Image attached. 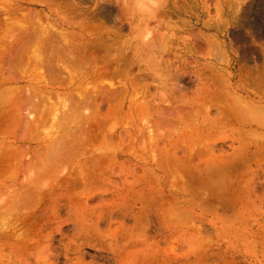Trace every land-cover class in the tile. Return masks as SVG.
Wrapping results in <instances>:
<instances>
[{"label":"rangeland","instance_id":"rangeland-1","mask_svg":"<svg viewBox=\"0 0 264 264\" xmlns=\"http://www.w3.org/2000/svg\"><path fill=\"white\" fill-rule=\"evenodd\" d=\"M165 2L158 14L160 16L150 22L152 26L158 20L160 23L157 24L161 30L163 29L162 31L166 30L164 25L167 24V26L175 25L173 28L177 27L175 29L177 48L173 45L174 47L170 48V53L168 52L165 57L173 58L172 51L182 53L180 52L183 51L182 47L184 48V45L187 44L195 50L200 60L204 57L202 62L211 61L218 67H223L221 70L217 69L219 74L221 72L228 74L227 72L230 70L231 73L235 72L233 67L226 66L227 61L231 60L233 54L236 53L235 48L243 43L241 42L243 37H237L240 34L230 33L234 24L226 23L232 19L233 13H235V18L239 13L240 17L242 16V12H234L235 9L232 7L234 0H175L176 5L188 6L187 9L193 13L191 17H188L187 13L183 15L174 11L175 6L169 0ZM127 3L128 0H113L112 4L117 12L116 15L127 26L117 31L105 23L104 28L111 32L108 40L131 38V34L134 33H130L128 27L130 24L134 27V23H140L138 19L129 17ZM262 4L264 5V0H253L251 8L247 11L252 20H254V15H256L255 17L260 15L261 9L264 10ZM79 5L88 6L90 2L84 3L79 0H0V41H2L0 42V103L2 102L0 104V221L8 222V228L0 227V264H264V137L261 138L264 135V122L262 119L255 118V113L259 112H255V108L258 109L260 106L261 108L259 107L258 110L261 109V112H264L262 109L264 101L261 106L258 102L259 96H253L255 94L251 96V99L257 100H253L251 103L255 101L258 104L257 107L256 103L255 105L252 103L253 105L250 107H254L251 111L255 112L254 114L252 112L254 117L251 115V120L257 119L256 121L259 120V122L262 120L260 122L262 126L258 125L259 127L250 131L248 125H244L243 121L240 123H243L242 125L228 123L226 126L222 123L225 125L222 129L214 128L215 125L212 128L211 124L214 122L207 117V120H203L206 129L205 127L203 130L201 129L202 133L198 129L196 132L195 123L200 125L203 119L200 112L197 116H192V114V117L188 118L191 121L187 120L186 124L180 120L182 125L181 123H170L172 125L170 126V124L167 125L168 123H163L162 126H156L153 118H150L153 115L148 117L150 121L146 120L143 114L141 116L140 112L134 111L133 105L127 106L128 103L125 105L124 112L126 118L122 115L121 117L117 116L106 123L105 127L103 125L99 127V130L102 128L100 131L103 134L97 128H93V121L89 119L90 117L86 119H89V122L87 121L89 127L82 129L80 126L86 122L84 119L86 117L78 115V113L83 105L76 111L78 113L73 114V108L76 107L70 100H67L70 103H66L69 108L73 107L72 111H68L67 106H61L62 103L56 102L57 97L56 100L46 98L47 101H42L41 98L44 97L42 94L47 97L51 92L53 95L55 92L56 94L65 92V89L59 85L60 82L56 83L64 75L61 74V71L59 74V70L55 69L57 67L52 68V70H58L57 74L55 73L56 78L55 75L53 76L55 82L54 85L53 82L47 83L46 80L52 74L49 73L51 68L49 72L45 70L49 68V62H47L48 67L41 69L47 65L45 60L43 58L36 60L38 55H46L45 51V54H39L41 49H48L50 53L53 51L51 54L54 55L57 53L54 51L58 47L55 46L56 49L53 50L54 46L48 44L50 48L52 47L51 50L47 44L40 40L50 42L52 37L49 35L58 36L59 44L57 45H60V39L64 41L61 29L64 26L62 21L66 17L65 15L68 17L74 15L72 20L71 17L70 19L66 18L68 22L85 20V17L79 14L76 9V7L79 8ZM74 12L75 14H73ZM240 17L238 18L240 19ZM11 19L15 23L20 19L22 24L18 22L20 25L16 26ZM185 19L186 21H184ZM23 20L26 21V23L24 21L25 25L29 24V27L26 25L25 28ZM202 20L205 22L208 20L206 22L208 24L220 22L223 25L226 23V26L219 32L213 27L202 26ZM257 21L258 19L254 24L249 20L241 19L238 22V28L240 27L239 29L242 31L240 33L244 35L243 33L248 31L250 25L255 29L259 22ZM7 22L8 24H6ZM88 22L91 24L89 31L95 37L100 29L99 20L88 19ZM36 24L40 26L36 27ZM31 26L33 27L31 28ZM6 27L7 29L4 30ZM241 28H245L244 31ZM45 29L48 33L51 29L56 36L52 32L46 33ZM30 30L35 33L32 34ZM37 31L41 32L38 34ZM33 35L36 39H33ZM252 37L256 43L261 41L264 43L263 36L257 38L253 35ZM31 39H33L32 43ZM207 39L212 40L210 45L208 44L209 46L205 41ZM131 40L133 41V39ZM52 41L51 44L54 43ZM26 42L27 45H25ZM213 42L215 45L212 44ZM32 45H35L34 48L32 47L33 50L30 47ZM6 46H8L7 50H5ZM26 47L29 49L27 53ZM19 48L20 51L21 48L25 51L18 53ZM14 50L21 58L17 57ZM48 50H46L47 53ZM16 58L19 59V62ZM42 60L44 65H41ZM56 61L55 63L60 64V61ZM15 62H17L16 65ZM257 63L261 64L260 59ZM11 64L14 68L11 67ZM38 65L39 67H36ZM137 71L134 69L131 74ZM206 72V74L209 73ZM215 72L217 71L214 70L212 73ZM42 73L44 74L42 75ZM224 73L223 77H226ZM15 75L17 76L15 77ZM20 75L23 76L20 77ZM31 75L37 81L31 80V78L33 79ZM44 77L47 79L45 78V80ZM118 78L107 79L105 82L111 80L118 83L117 80H120ZM63 81L62 85H64ZM246 82L248 83L249 80ZM43 83H46L47 86ZM50 84L53 85L52 88H50ZM179 84L181 85V83ZM18 86L19 88H16ZM252 86L250 88L255 90V85ZM182 88V91L178 92L184 93L185 91L189 96L194 89L193 86ZM30 91H33V94ZM15 92H18V97ZM244 95L246 94H242V96ZM39 97L40 102L38 101ZM25 98L29 99L30 103ZM53 98L55 96H52ZM35 99L39 102V107ZM55 102L56 104H53ZM32 103H36V105L34 106ZM43 103H48V105L43 106ZM200 103L202 102L200 101ZM200 103L198 101L197 104ZM51 104L55 106L59 104L58 106L63 107V112L58 106L50 108ZM245 106L249 105L243 104L241 108H247ZM87 107L89 109V106ZM40 109L41 111H37ZM64 109L67 113L64 112ZM82 109L84 110V108ZM90 109L93 110V107ZM53 110H57L60 115L62 112L61 119L57 118L60 117L58 112ZM246 110L244 111L246 112ZM35 111L37 112L35 113ZM247 113L251 114L248 110ZM56 114L58 115L56 116ZM261 114V117L264 116ZM51 116H56L55 118L59 120L54 117L51 119ZM209 116H213V112ZM63 117H65L64 120ZM81 117H83L84 123H79L80 119L83 120ZM70 118L74 121H70L72 120ZM248 118L244 119L251 121ZM66 119L69 120V123H66ZM25 121L27 122L23 123ZM143 121L144 123H142ZM231 121L235 122L233 119ZM61 122H65V126L70 125L62 128ZM87 122L85 124L88 125ZM153 123L154 126H152ZM253 124L257 123L253 122ZM199 125L196 126L199 127ZM55 126L58 127L57 130ZM155 126L157 129L153 128ZM228 126L233 127L228 130ZM235 127L239 130L236 128L237 130L232 131ZM75 128L79 129L78 132H76L77 129L74 130ZM46 129L49 133L46 132ZM22 130L26 132V135ZM81 130L89 132V134L86 133V136L89 137L88 143L86 142L88 138L84 139L85 134H81ZM71 132H74L75 135L77 133L78 137L82 136L85 144L83 140L81 143L80 138L78 141L77 135H71L73 139L71 140L68 135L72 134ZM60 133L65 134L63 138L67 137L68 141L70 139L72 143L65 138L64 140L67 142L60 139ZM56 134L58 137H55ZM185 134L188 136H184ZM51 138L52 140H49ZM61 141L69 143V146ZM72 144L77 145L72 148ZM81 147L83 148L81 149ZM77 148H80L81 151ZM69 153L76 158L70 156ZM53 164L54 166H52Z\"/></svg>","mask_w":264,"mask_h":264},{"label":"bare ground","instance_id":"bare-ground-1","mask_svg":"<svg viewBox=\"0 0 264 264\" xmlns=\"http://www.w3.org/2000/svg\"><path fill=\"white\" fill-rule=\"evenodd\" d=\"M79 1H82L84 3H87V2H90V5L88 6H80L79 5V8L76 7L77 11H79V14H81L82 16L85 17V20H81L82 22H68V20H66V18L70 19L71 17V20L73 18L74 15L72 16H67L65 15V13L63 12V14L66 16L63 18V21H62V25L64 24V28L62 27V39L64 41H62L60 39V45H57L59 44L58 42V36L54 35L52 30L50 29V32H52V34L54 36L57 37H53L52 35H49L52 37L54 43L55 41H57L55 44L54 43H50L52 41L51 37V41L49 39L50 42H46V41H42L40 40V42H44L45 44H49V45H53V50L56 47L57 50L54 51V52H57L54 54H51L50 53V50L48 49H39L40 53H46V55H43L41 54V56L38 55L37 59H44L45 61V64H47V62H49V65L47 64L46 66L44 67H41V69L43 68H46L49 66L48 69H45L49 72L50 68H51V72L49 73H52L49 75V78L47 79L46 77H44V79L47 81V83H50V82H53V85H54V82L53 81V78L55 77L56 78V74H57V71L59 72L60 74V71L62 72L61 74L64 75V77L59 78L56 83L58 84L59 82L61 83L63 81V78H64V81H63V84L62 83L59 85L62 86V88L65 89V92H63V94L59 93V94H55L53 95L52 92L49 93V96L47 95V97L45 96V94H42V96L44 95V97H42V101H47L46 98H49L51 100H56V97H57V100L56 102H60L62 104H60L61 106L64 105L63 107H66L67 106V100H70L71 102H73L75 105L74 107H76L75 109L73 107L70 106V108L67 106L68 111H72L71 108H73V111L72 113L75 114V113H78L76 111H78V109L81 108V106L83 105L82 108H84V110L81 108V111L78 113V115H82L83 117H86L84 118L85 120L90 117L89 119H92L93 123V128H97L98 131L99 130V127H105L104 125L108 122H110V120H113L115 119L117 116H120L122 115V117L125 116V105L126 103L127 106L129 105H133V109L135 112H140L141 116L144 115V117H146V120L148 119V117L151 115H153V117H150V118H153V121H155L154 123L156 124V126H160L161 124H167L169 125L170 123H181L180 120H183L186 124V121L189 120L191 121L190 119H188L192 114V116H197V114L200 112L201 113V117L203 118L201 120V124H196L195 123V127H196V132L197 129L198 130H203L204 127H205V124H203V120H205L207 117L210 118L214 123L211 124L212 128H223L225 125L227 126L228 123H237L239 125H242L244 123V125L246 124V126L248 125L249 127V131L250 130H253V129H256L257 127H259L258 125L262 126L260 123L262 120L264 122V116H260V113H262L264 115V112H261L262 110H258L259 107H258V104L256 99H251V96L253 94V96H256L259 98L258 102H259V105H261L264 101V43L260 42V43H256L255 40L253 39V35L254 37H264V10L261 9L260 11V15L255 17L256 15L253 14L252 12V15H254V20H252L249 15L250 13H248L247 11L249 10V8H251V4L253 3V0H234V4L232 5V7L235 9L234 12H242V16L240 17V13L237 15V17L235 18V13L234 16L232 14V19H230L229 21H226L227 24H234V27L231 28V34L233 35H237V34H240L239 36L237 37H243L242 41L243 43H241L240 46H238L237 48H235V51L236 53L233 54L232 56V59L228 60L227 61V67H233L234 68V71L233 73H231V70L230 72H227L228 74L224 73V72H221V74H219V71L218 70H221L222 68L218 67L216 63H212L211 61L210 62H202L203 58L200 60V57L195 53V50L191 49L190 45H184V48L182 47L183 51H180L182 53H179L178 52H174L172 51L173 53V58L172 57H165L166 54H168L169 51H171V47H174L173 45H175V41H176V31L175 28H173V26L175 25H172L171 26H167V25H164L166 30L162 31L159 27V24L157 23H160L158 22V20H156L157 22L152 26L150 25V22H149V27H148V30L146 31H137V28H136V25L138 23H134V27L130 26L128 27L129 28V31L130 33H134L133 35L131 34V38H125L123 40H108V37H110L111 35V32H108L110 30L108 29H105L104 25L105 23H108L111 27H114L113 29L114 30H121L123 28H125L127 25L125 24V22H123L122 20H117L116 17H117V12L115 10V8L113 7V0H79ZM165 2V1H164ZM163 2V3H164ZM168 2V0L166 1ZM165 2V3H166ZM169 2H171L172 5L175 6V10L176 12H178L179 14H183L185 15V13L188 14V17H191V15L193 14L191 12V10L187 9L188 6L187 5H176V2L175 0H169ZM261 2V1H260ZM184 3H187V2H184ZM81 4V3H80ZM165 5V4H164ZM167 5V4H166ZM254 7L256 6L253 5ZM260 6V5H259ZM264 5L262 4V7ZM163 8V7H162ZM253 8V7H252ZM75 9V10H76ZM232 9V8H231ZM74 10V11H75ZM253 10H256V9H253ZM259 10V9H257ZM161 11V10H160ZM208 11V10H206ZM165 12V11H164ZM175 12V13H176ZM200 13V12H199ZM262 13V14H261ZM8 14V13H7ZM29 14V13H28ZM75 14V12L73 13ZM198 14V12H197ZM6 15V14H5ZM206 15V14H205ZM14 16V15H13ZM12 16V17H13ZM18 16V15H16ZM15 16V17H16ZM32 16V15H31ZM160 16V15H158ZM157 16V17H158ZM162 16V14H161ZM9 17V16H8ZM11 17V16H10ZM20 17V16H18ZM33 17V16H32ZM240 17V19L238 18ZM243 17V18H242ZM24 18V17H23ZM28 18V17H27ZM31 18V17H30ZM35 18V17H34ZM33 18V19H34ZM62 18V17H61ZM180 18V17H179ZM238 18V19H237ZM21 19V18H20ZM19 19V20H20ZM88 19L91 20V19H97L99 20V23L98 25L100 26V29L98 31V34H96L95 37H93L91 35V32L89 31V27H90V23L88 22ZM157 19V18H156ZM200 19V18H199ZM241 19H244L245 21H250V22H256V20L258 19V23L257 25L255 26V29L252 27V25H250V28L248 26L247 29L248 31H246L245 33H243L244 35H242V32L239 28H238V25L240 22ZM248 19V20H247ZM18 20V19H17ZM16 20V21H17ZM17 21L15 23V21H13V19H11V21H13L15 23L16 26H19L20 23L18 24V22H21L22 24V21ZM188 20V19H187ZM226 20V19H225ZM24 21L23 20V24H24ZM67 21V23H66ZM138 21V20H137ZM186 21V19L184 20ZM203 22H201V25L202 26H207V27H213L215 30H222V28H224L226 26V23H223L220 24V22H217V23H206L208 20H202ZM32 22V20H31ZM189 22V21H188ZM26 23V21H25ZM167 23V22H166ZM169 23V22H168ZM5 24V23H4ZM8 24V22L6 23ZM12 24V23H10ZM18 24V25H17ZM35 24V23H34ZM48 24V23H47ZM50 24V23H49ZM184 24V23H183ZM249 24V23H248ZM255 24V23H254ZM25 25V24H24ZM28 25L29 27V24H26ZM26 25H25V28H26ZM33 25V24H32ZM103 27H102V26ZM129 25V24H128ZM170 25V23H169ZM243 25V24H241ZM39 27L40 25H37L36 24V27ZM44 26V25H43ZM51 26V25H50ZM8 27V26H7ZM4 28L5 29H7ZM10 27H12L10 25ZM15 26H13L14 28ZM22 27V26H21ZM33 26H31L32 28ZM42 27V26H41ZM40 27V28H41ZM44 27H49V26H44ZM17 27H15L16 29ZM23 29H25L24 27H22ZM30 28V29H31ZM43 28V27H42ZM164 28V29H165ZM180 28V27H179ZM246 28V27H245ZM243 28V29H245ZM14 29V30H15ZM20 29V28H19ZM34 29V28H33ZM32 29V30H33ZM160 29V30H159ZM242 29V28H241ZM242 29V30H243ZM2 30V29H1ZM3 30V31H4ZM18 30V28H17ZM44 30V29H43ZM49 30V29H47ZM230 30V29H228ZM31 31V30H30ZM29 31V33H30ZM46 31V29H45ZM244 31V30H243ZM6 32V31H5ZM18 33V31H16ZM15 32V33H16ZM33 31H31L32 33ZM38 32V31H37ZM41 31L38 32V34L40 33ZM50 32L48 33V31H46V33L50 34ZM220 32V31H219ZM7 33V32H6ZM13 34V32H11ZM10 33V35H12ZM17 33L15 35H17ZM20 34L22 33L19 32ZM28 33V34H29ZM30 33V35H31ZM35 33V32H34ZM32 33V34H34ZM45 34V32H43ZM37 34V33H36ZM38 34L36 35L37 38H38ZM43 34V35H44ZM201 34V33H200ZM252 34V35H251ZM19 35V34H18ZM29 35V37H30ZM60 35H61V32H60ZM250 35V36H249ZM7 36V35H5ZM34 38L33 39H36L35 38V35H33ZM201 36V35H199ZM14 37V35H13ZM28 37V35H27ZM32 37V36H31ZM40 37H42L40 35ZM45 37V36H44ZM43 37V38H44ZM47 37V35H46ZM67 37V38H66ZM117 37L119 38V36L117 35ZM203 37V36H202ZM201 37V38H202ZM205 37V36H204ZM235 38H237L236 36H234ZM241 37V38H242ZM249 37V39L247 40V38ZM9 37H7L8 39ZM12 38V37H11ZM206 38V37H205ZM30 39V38H29ZM31 39V43H32V40ZM40 39V38H39ZM42 39V38H41ZM48 39V38H47ZM133 39V41L131 40ZM197 39V38H196ZM199 39V38H198ZM9 40V39H8ZM14 40V39H13ZM25 40V39H24ZM28 40V39H27ZM26 40V41H27ZM203 40V39H202ZM201 40V41H202ZM209 39L205 40L206 43H207V46H209L212 42V40L208 41ZM37 41V40H36ZM52 41V42H53ZM199 41V40H197ZM204 41V40H203ZM214 41V40H213ZM259 42V40H256ZM264 41V40H263ZM2 42V41H0ZM28 42V41H27ZM27 42L25 45H27ZM34 42V41H33ZM39 42V44H41ZM183 42V40H182ZM217 42V41H216ZM5 43V42H4ZM23 43V41H22ZM21 43V44H22ZM30 43V42H29ZM28 43V44H29ZM30 43V44H31ZM38 43V41L36 42ZM43 43L44 46L47 47V45H45ZM184 43V42H183ZM205 43V44H206ZM34 44V43H33ZM209 44V45H208ZM213 45H215V43L213 42L212 43ZM211 44V45H212ZM4 45V44H3ZM20 45V44H19ZM36 45V44H35ZM35 45L33 46H30L31 47V50L32 47L34 48ZM48 45V46H49ZM178 45V44H177ZM177 45H175V47L177 48ZM182 45V46H183ZM38 46V44H37ZM36 46V48H37ZM42 46V45H41ZM218 46H220V44H218ZM23 47V46H22ZM29 47V46H28ZM28 47H26L25 50L26 53L29 51ZM52 47L50 48V46L48 47L49 49L52 50ZM181 47V46H180ZM203 47V46H201ZM1 48V47H0ZM16 48V47H15ZM44 48V47H43ZM8 49V46H6V49ZM24 49V48H23ZM56 49V48H55ZM173 49V48H172ZM181 49V48H180ZM17 50V49H16ZM25 50H22L21 48V51H25ZM48 50L49 52L47 53ZM176 50V49H175ZM15 51V50H14ZM20 51V48H19V52ZM16 52V51H15ZM8 53V52H7ZM14 53V52H13ZM17 53V52H16ZM18 53H17V57H18ZM32 53V52H31ZM44 53V54H45ZM50 53V54H49ZM170 53V52H169ZM175 53V54H174ZM196 55H195V54ZM15 54V53H14ZM16 55V54H15ZM24 55V54H23ZM20 56V55H19ZM35 56H36V50H35ZM15 58V57H14ZM18 58H21L18 57ZM56 59L58 61H60V64L58 63H55L57 62L56 60L54 61L53 59ZM218 59H220V57H217ZM216 58V59H217ZM23 59V58H22ZM30 59V58H29ZM35 59V58H34ZM260 59V63L261 64H258L257 61ZM6 60V59H4ZM8 60V59H7ZM16 60H18L19 62V59L16 58ZM15 61V60H14ZM40 61V60H39ZM38 61V62H39ZM54 61V62H53ZM220 61V60H219ZM226 61V60H225ZM34 64H35V61H33ZM37 62V64H38ZM41 62V61H40ZM17 62H15V65H16ZM209 63V64H208ZM251 63V64H250ZM2 64V63H1ZM14 64V63H13ZM36 64V65H37ZM43 64V60H42V63L41 65ZM14 65V66H15ZM44 65V64H43ZM220 66V65H219ZM11 67H13V65L11 64ZM36 67H39L36 66ZM57 67V68H55ZM14 68V67H13ZM52 68H55V69H58V70H55ZM1 69V67H0ZM134 69L138 70L137 72H135L134 74H131L132 71H134ZM218 69V70H217ZM23 70V68H22ZM33 70V69H32ZM65 71V74H64V71ZM214 70H216L217 72L215 73H212ZM224 70V69H223ZM34 71V70H33ZM41 71V70H40ZM53 71V72H52ZM208 71L209 73L206 74ZM227 71V70H226ZM10 72V71H9ZM12 72V71H11ZM25 72V71H24ZM23 72V73H24ZM37 72H39L37 70ZM44 72V70H43ZM22 73V72H21ZM35 73V72H34ZM56 73V74H55ZM223 73L224 75H226V77L224 76L223 77ZM28 74V73H27ZM44 73H42L43 75ZM45 74H48L47 72H45ZM14 75V74H13ZM24 75V74H23ZM22 75V76H23ZM52 75V76H51ZM55 75V76H54ZM17 75H15L16 77ZM20 75V77H22ZM36 76V75H35ZM46 76V75H45ZM54 76V77H53ZM58 76V75H57ZM60 76V75H59ZM10 77V76H9ZM31 77H33L31 75ZM38 77V76H37ZM36 77V78H37ZM43 77V76H42ZM48 77V76H47ZM115 77H119L118 79L120 80H117L118 83H115L111 80H108L109 82H105L107 79H113ZM7 78V76H6ZM40 78V77H39ZM54 78V79H55ZM12 79V78H11ZM35 78L33 77V79L31 78V80H34ZM38 79V78H37ZM3 80V79H1ZM15 80V79H14ZM30 80V79H29ZM36 80V79H35ZM42 80V79H41ZM249 82L247 83L246 81ZM4 81V80H3ZM9 81V79H8ZM16 81V80H15ZM37 81V80H36ZM35 81V82H36ZM181 83V85L179 84ZM3 84V83H2ZM37 84V83H36ZM47 86L46 83H43ZM42 84V85H43ZM52 84V83H51ZM50 84V85H51ZM41 85V84H39ZM49 85V84H48ZM50 88H52V86ZM179 85H180V90L183 89L182 87H186V86H193V90L191 91L192 94H187V92L184 91V93H180L178 91L179 90ZM253 85V86H252ZM256 87L255 90L251 89L250 87ZM64 86V87H63ZM4 87V86H3ZM8 87V86H7ZM57 87V86H56ZM16 88H19L16 87ZM49 88V89H50ZM9 89V88H7ZM11 89V88H10ZM25 89H26V86H25ZM24 89V90H25ZM38 89V87H37ZM60 89V88H59ZM153 89V91H151ZM28 90V89H27ZM40 90V89H38ZM6 91V90H5ZM26 91V90H25ZM182 91V90H181ZM31 92V91H30ZM33 92V91H32ZM31 92V93H32ZM46 92V91H44ZM50 92V91H48ZM61 92V91H60ZM190 92V91H188ZM240 92V93H239ZM2 93V92H1ZM10 93V92H9ZM17 97H18V92H15ZM24 93V91H23ZM37 93V92H36ZM47 93V92H46ZM54 93V91H53ZM237 93H238V96H237ZM4 94V93H3ZM33 94V93H32ZM61 94V95H60ZM242 94H246L244 96H242ZM26 95V94H25ZM241 95V96H239ZM12 96V95H11ZM14 96V95H13ZM30 97V95H28ZM33 96V95H32ZM38 96V94H37ZM52 96H55V98L52 99ZM16 97V96H15ZM14 97V98H15ZM16 97V98H17ZM27 97V96H26ZM28 97V98H29ZM36 97V96H35ZM59 97V98H58ZM4 98V97H3ZM11 98V97H10ZM13 98V97H12ZM38 98V97H36ZM45 98V99H43ZM5 99V98H4ZM18 99V98H17ZM16 99V101H18ZM26 99V98H25ZM31 99V98H30ZM59 99V101H58ZM26 100H29V99H26ZM32 100H33V97H32ZM36 100V99H35ZM255 100L254 102V105L255 103L258 107V109L255 108V112L259 113V115H256L257 113H255L254 111H251V109L253 110V108H250L253 104L251 103V101ZM9 101V100H8ZM34 101V100H33ZM40 102V97H39V100ZM41 101V102H42ZM199 101L202 102L200 104H197ZM242 101V102H240ZM14 102V101H13ZM27 102V101H26ZM37 102V100H36ZM37 102V106L39 105ZM50 102V101H49ZM48 102V103H49ZM53 102V101H52ZM53 103V104H56ZM67 102V103H66ZM245 102V103H244ZM17 103V102H16ZM29 103H30V100H29ZM48 103H43V106H47ZM51 103V102H50ZM49 103V104H50ZM70 103V102H69ZM248 104L249 106H245L248 110V112H251L250 113H247V110L246 112L244 111L245 109L241 108V106L243 104ZM2 104V102L0 103ZM8 104V103H7ZM34 103H32L33 105ZM42 104V103H41ZM47 104V105H46ZM51 104L50 108L53 107L55 105ZM242 104V105H241ZM36 105V103L34 104V106ZM53 105V106H52ZM59 105V104H58ZM57 105V106H58ZM69 105V104H68ZM71 105V104H70ZM89 106V109L87 106ZM241 105V106H240ZM264 105V104H263ZM261 105V106H263ZM2 106V105H1ZM12 106V105H10ZM28 106V105H27ZM30 106V105H29ZM36 106V107H37ZM57 106H55L57 108ZM61 106H58L61 108ZM73 106V105H72ZM93 107V110H91L90 108ZM135 106V107H134ZM5 107V106H4ZM13 107V106H12ZM39 107V106H38ZM37 107V108H38ZM62 107V108H63ZM250 109H249V108ZM6 108V107H5ZM17 108V107H16ZM29 108V107H27ZM61 108V109H62ZM261 108V107H260ZM1 109V107H0ZM3 109V108H2ZM10 109V108H9ZM13 109V108H12ZM20 109V108H18ZM35 109V107H34ZM39 109V108H38ZM42 109V108H41ZM40 110H37V111H41ZM43 109H46V108H43ZM59 109V108H58ZM263 111H264V106H263ZM4 110V109H3ZM1 110V111H3ZM11 110V109H10ZM36 110V109H35ZM55 110V109H54ZM53 110V111H54ZM75 110V112H74ZM83 110V111H82ZM87 110V111H86ZM89 110V112H88ZM250 110V111H249ZM6 111H9V110H6ZM14 111V110H13ZM20 111V110H19ZM25 111V110H24ZM35 111V113L37 112ZM51 111V109H50ZM52 111V112H53ZM63 112V109L61 110ZM60 111V112H61ZM202 111V112H201ZM49 112V111H48ZM54 112H58L57 110L54 111ZM62 112H61V115H62ZM64 112H65V109H64ZM213 112V116H209L211 113ZM255 113V118H258L259 120L262 119L260 122L259 120L256 121L255 119H253V121L251 120L252 117H254V115L252 114ZM5 113V111H4ZM10 113V112H8ZM19 113V112H18ZM41 113V112H40ZM43 113V112H42ZM67 113V112H65ZM204 113V114H203ZM3 114V113H2ZM59 114V112H58ZM56 114V116L58 115ZM143 114V115H142ZM188 114V116H187ZM247 114V115H246ZM261 114V115H262ZM11 115V114H10ZM15 115V114H13ZM35 115V114H34ZM48 115V114H47ZM52 115V114H51ZM61 115L59 114L60 117H57V118H60L61 119ZM66 115V114H65ZM64 115V116H65ZM155 115V117H154ZM251 115H253L251 117ZM12 116V115H11ZM9 116V117H11ZM43 117V115H41ZM56 116H53L54 118ZM139 116V115H138ZM139 116V117H141ZM183 116H184V119H183ZM191 116V117H192ZM4 117V116H3ZM18 117V116H16ZM15 117V118H16ZM52 116H51V119H54ZM79 117V116H78ZM83 117H81L83 119ZM248 117H251L250 119ZM261 117V118H260ZM6 118V117H5ZM4 118V119H5ZM14 118V117H13ZM14 118V119H15ZM27 118V117H26ZM40 118V117H39ZM68 118H69V115H68ZM73 118V117H72ZM70 118V119H72ZM80 118V117H79ZM78 118V119H79ZM126 118V116H125ZM186 118V120H185ZM243 118V119H242ZM244 118H248L249 120L251 121H248ZM3 119V118H2ZM11 119V118H10ZM17 119V118H16ZM18 119L20 120V118L18 117ZM44 119V118H43ZM56 119V118H55ZM65 119V117H63V120ZM84 119L81 121L80 119V122L79 123H84ZM89 119L86 120V122L88 121L89 122ZM209 119V120H210ZM226 119V120H225ZM231 119H233V121L235 120V122H232ZM18 120V121H19ZM56 120H59V119H56ZM61 120V121H63ZM145 120V121H146ZM150 121V119H148ZM207 120V119H206ZM210 120V121H211ZM247 122H246V121ZM255 120V121H254ZM3 121V120H2ZM33 121V119H32ZM55 121V120H53ZM69 120L66 119V123H69L68 122ZM70 121H74L73 119L70 120ZM84 121V122H83ZM193 121V120H192ZM241 121H243L242 124ZM8 122V121H7ZM15 122V121H14ZM27 121L23 122V123H26ZM85 122V123H86ZM87 122V123H88ZM194 122V121H193ZM208 122V121H207ZM246 122V123H245ZM253 122L257 123V124H253ZM6 123V121H5ZM20 123V122H19ZM33 123V122H32ZM57 123V122H56ZM63 125V127L61 126V124H59L62 128H65L66 126L64 124H66L65 122H61ZM71 123V122H70ZM81 124V128L84 129V127L87 128V126L89 127V123L88 125L87 124ZM144 123V121L142 122ZM154 123L152 124V126H154ZM222 123H224L225 125H223ZM260 123V124H258ZM11 124V123H10ZM38 124V122H37ZM55 124V122H54ZM73 124V123H72ZM170 124V126H172ZM176 124V125H177ZM209 124V123H208ZM236 124V125H237ZM15 125V124H13ZM34 125V124H33ZM52 125V124H51ZM57 125V126H59ZM70 125V124H69ZM68 125V126H69ZM80 125V124H79ZM182 125V123H181ZM196 125H199L196 126ZM243 125V126H244ZM254 125V126H253ZM24 126H27V125H24ZM50 126V124H49ZM48 126V127H49ZM57 126H55L56 130H57ZM78 126V125H77ZM83 126V127H82ZM109 126V124H108ZM153 127V128H156ZM162 126V125H161ZM180 126V124H179ZM207 126V125H206ZM217 126V127H216ZM230 126V124H229ZM228 126V127H229ZM234 126V125H233ZM231 126V127H233ZM10 127V126H9ZM35 127V126H34ZM38 126L36 125V128ZM79 127V129H81ZM110 127V126H109ZM150 127V126H148ZM175 127V126H174ZM229 127L228 130L231 128ZM263 127H264V124H263ZM54 128V129H55ZM85 128V129H86ZM108 128V127H107ZM152 128V127H151ZM226 128V127H225ZM233 128L232 131L235 130H239V128ZM4 129V127H3ZM7 129V128H6ZM23 129V128H22ZM49 129V128H48ZM48 129H46V132L48 131ZM77 128H75L74 130L76 131ZM76 132H78V130ZM149 129V128H148ZM157 129V128H156ZM167 129V128H166ZM194 129V128H193ZM206 129V127H205ZM214 129V130H216ZM246 129V128H245ZM248 129V128H247ZM10 130V129H9ZM12 130V129H11ZM50 130V129H49ZM56 130H55V133H56ZM195 130V129H194ZM202 130H201V133H202ZM211 130V129H210ZM213 130V131H214ZM220 130V129H219ZM225 130V129H224ZM244 130V128H243ZM8 131V130H7ZM218 131V130H217ZM231 131V130H230ZM242 131V130H241ZM240 131V132H241ZM245 131V130H244ZM23 132V130H22ZM45 133V131H43ZM52 132V131H51ZM101 132V131H100ZM173 132V131H172ZM200 132V131H199ZM211 132V131H210ZM256 132V131H255ZM258 132V131H257ZM10 133V132H9ZM25 135H26V132H23ZM49 133V131H48ZM47 133V134H48ZM54 133V132H53ZM69 133V132H68ZM66 133V134H68ZM72 133V132H71ZM74 133V132H73ZM68 134L70 135V139H72V136L75 135V134ZM85 134L86 136V133L89 134V132H86L83 130H81V134ZM102 133V132H101ZM152 133V132H151ZM239 136L240 134L238 132H236ZM248 133V132H247ZM245 133V134H247ZM251 133V132H249ZM264 133V132H263ZM262 133V134H263ZM34 134V133H33ZM39 134H40V130H39ZM60 133V139L62 138L64 140V138L68 141L67 137H64L63 138V135L65 134H62ZM103 134V133H102ZM233 134V133H232ZM236 134V135H237ZM58 134H56L55 137H58L57 136ZM72 135V136H71ZM77 135V133H76ZM75 135V136H76ZM93 135V133H92ZM95 135V133H94ZM109 135V134H108ZM206 136L208 134H205ZM214 135V133H213ZM41 136V135H40ZM74 136V137H75ZM84 136V135H83ZM84 136V139L85 138H88L87 139V143L89 142V137H85ZM89 136V135H88ZM184 136H188L187 134H185ZM199 136V135H198ZM253 136V135H252ZM259 136V135H258ZM22 137V136H21ZM42 137H44L42 135ZM73 137V138H74ZM78 137V135L76 136ZM75 137V138H76ZM191 137V135H190ZM202 137V136H200ZM246 137V136H244ZM249 137V136H248ZM264 135L261 137L263 139ZM49 138V137H47ZM74 138V139H75ZM79 138L81 140V143H82V136H79L77 139L79 141ZM194 138V137H193ZM192 138V139H193ZM243 138V137H242ZM254 138V136H253ZM54 139V138H53ZM69 139V141H70ZM189 139V138H188ZM197 139H199L197 137ZM239 139V138H238ZM260 139V138H259ZM49 140H52L49 139ZM64 140V141H66ZM151 140V139H150ZM155 140V139H154ZM203 140V139H202ZM233 140V139H232ZM243 140V139H241ZM264 140V139H263ZM66 141V142H67ZM68 141V142H69ZM177 141V140H176ZM249 141H251L249 139ZM258 141V140H257ZM262 141V140H261ZM63 143V141H61ZM63 143V144H66L68 145L67 143ZM120 142V140H119ZM156 142V141H155ZM199 142V141H198ZM202 142V141H201ZM205 142V141H203ZM212 142V141H211ZM242 143V141H240ZM60 143V142H58ZM70 143H72L70 141ZM83 143H84V140H83ZM86 143V144H87ZM153 143V142H152ZM151 143V144H152ZM188 143V142H187ZM197 143V142H196ZM61 144V143H60ZM79 144V143H78ZM85 144V143H84ZM83 144V145H84ZM121 144V143H120ZM119 144V145H120ZM202 144V143H201ZM209 144V143H208ZM211 144V143H210ZM238 144H239V141H238ZM53 145H56V144H53ZM62 145V144H61ZM65 145V147H67ZM77 145V144H75ZM74 144H72V148L73 146H75ZM80 145V144H79ZM82 145V144H81ZM88 145V144H87ZM52 146V145H51ZM57 146V145H56ZM64 146V145H63ZM62 146V147H63ZM69 146V145H68ZM90 146V145H89ZM180 146H182L180 144ZM194 146H196L194 144ZM203 146V145H202ZM209 146V145H208ZM207 146V147H208ZM8 147V146H7ZM37 147V146H36ZM55 147V146H54ZM53 147V148H54ZM77 147V146H76ZM80 147V146H79ZM201 147V146H200ZM199 147V149H200ZM212 147V146H211ZM83 147H81L82 149ZM210 148V146H209ZM6 149V148H5ZM15 149V148H14ZM24 149V148H23ZM66 149V148H65ZM68 149V148H67ZM81 151L80 148H77ZM184 149V148H183ZM198 149V148H197ZM3 150V148H2ZM40 150V149H39ZM69 150V149H68ZM74 150V149H73ZM185 150V149H184ZM207 150V149H206ZM211 150V148H210ZM208 150V151H210ZM180 151V150H179ZM183 151V150H182ZM187 151V150H186ZM212 151V150H211ZM22 152V151H21ZM54 152V151H53ZM68 152V151H67ZM192 152V151H191ZM190 152V153H191ZM201 152V151H199ZM203 152V151H202ZM206 152V151H204ZM203 152V153H204ZM56 153V152H55ZM71 153H72V150H71ZM75 153V152H74ZM80 153V152H79ZM8 154V153H7ZM41 154V153H39ZM52 154V153H51ZM73 154V153H72ZM69 155L70 156H74V155ZM78 154V153H77ZM202 154V153H201ZM6 155V154H5ZM48 155V154H47ZM67 155V156H69ZM76 155V154H75ZM174 155V154H172ZM4 156V155H3ZM188 156V154H187ZM75 157V156H74ZM165 157V156H164ZM173 157V156H172ZM198 157V156H197ZM4 158V157H3ZM8 158V157H7ZM76 158V157H75ZM186 158V157H185ZM16 159V158H14ZM20 159V157H19ZM69 159V158H67ZM168 159H170L168 157ZM190 159V158H189ZM197 159V158H196ZM7 160V159H6ZM59 160V159H58ZM182 160V159H181ZM60 161V160H59ZM167 161V160H166ZM169 161V160H168ZM187 161V160H186ZM189 161V160H188ZM7 163V161H5ZM9 162V161H8ZM15 162V161H14ZM13 163V162H12ZM10 163V164H12ZM16 163V162H15ZM62 163H63V160H62ZM18 164V163H17ZM11 166V165H10ZM49 166V165H48ZM54 166V164L52 165ZM59 166V165H58ZM50 167V166H49ZM9 168V166H8ZM48 168V167H47ZM51 168V167H50ZM54 168V167H53ZM49 170V169H48ZM3 171V170H2ZM40 171V170H39ZM47 171V170H46ZM76 171V170H75ZM52 173H54L53 171H50ZM44 173V171H43ZM89 173V172H88ZM6 174V173H5ZM38 174V173H37ZM51 174V173H50ZM44 175V174H43ZM16 176V175H15ZM52 176V175H51ZM33 177V176H32ZM78 177V176H77ZM76 179V178H75ZM78 179V178H77ZM73 180V179H72ZM79 180V179H78ZM71 183V182H70ZM42 192V191H41ZM35 193V192H34ZM37 193V192H36ZM42 194V193H41ZM40 194V195H41ZM34 196V195H33ZM14 217V216H13ZM16 218V217H15ZM18 220V219H16ZM20 220V219H19ZM19 222V221H18ZM13 225V224H12ZM8 228V227H7Z\"/></svg>","mask_w":264,"mask_h":264},{"label":"clouds","instance_id":"clouds-1","mask_svg":"<svg viewBox=\"0 0 264 264\" xmlns=\"http://www.w3.org/2000/svg\"><path fill=\"white\" fill-rule=\"evenodd\" d=\"M164 0H128L127 12L130 18L138 19L139 24L136 25L137 31H146L149 27V22L154 20L161 8L163 7ZM120 19L119 16L116 17ZM6 220L0 221V227H7Z\"/></svg>","mask_w":264,"mask_h":264}]
</instances>
